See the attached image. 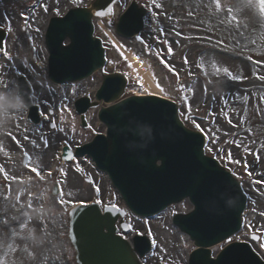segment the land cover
Returning a JSON list of instances; mask_svg holds the SVG:
<instances>
[{"label": "rangeland", "instance_id": "obj_1", "mask_svg": "<svg viewBox=\"0 0 264 264\" xmlns=\"http://www.w3.org/2000/svg\"><path fill=\"white\" fill-rule=\"evenodd\" d=\"M46 1L0 0V25L10 27H7L5 52L0 58L3 71L0 111L16 115L0 123V264H75L67 238L68 211L74 205L72 202L92 196L93 179L84 181V176L90 175L86 171L88 165H79L78 174L67 170L61 183L64 194L60 192L52 197L47 185L53 144L63 136L70 143L76 138L83 140V131L73 126L68 133H62L65 130L62 125L69 124L64 121L56 128L58 133L47 134L50 130L46 125L35 128L24 122L22 112L13 104L12 83L20 74L31 85L32 100L45 99V94L48 95L47 106H54L58 97L66 103L68 98L83 92L76 87L53 86L45 76L44 64L39 65L42 70L34 66L40 54H36L37 48H42L39 31L46 17L51 10L61 12L67 5L66 0L58 3L52 0L51 4ZM130 1L118 0L113 6L114 15ZM136 1L149 13L138 41L116 37L102 21L100 35L109 48L106 71L118 70L131 75L133 68L124 54H140L162 94L180 103V115L194 116L188 123L199 125L197 128L205 133L206 152L240 179L247 196L244 225L238 238L249 240L250 234H257L259 239L251 244L264 258L262 0H219L220 5H216V0ZM34 3L38 6L31 12L29 6ZM23 15L26 20H21ZM22 24L26 27L24 31ZM103 30L112 34L109 36ZM225 68L241 79H231ZM92 81L96 83L89 90L99 82V77L95 76ZM4 100L9 103L5 105ZM22 154L29 157L24 167L20 161ZM33 168L37 171H32ZM72 180L76 183L75 189ZM102 187L105 188L100 181ZM187 208L185 205L180 210ZM167 219L168 212L154 220L132 222L137 231L155 242L153 251L146 257L148 264L160 260L178 264L189 247L188 240L177 235Z\"/></svg>", "mask_w": 264, "mask_h": 264}, {"label": "water", "instance_id": "obj_2", "mask_svg": "<svg viewBox=\"0 0 264 264\" xmlns=\"http://www.w3.org/2000/svg\"><path fill=\"white\" fill-rule=\"evenodd\" d=\"M112 1L113 0H106L105 3H103L102 0H100V6L110 5ZM142 13V10L138 11V15L133 20V22H135L138 27L136 31L140 29V19ZM91 67L93 69L96 66L91 65ZM104 85L106 88L108 83L106 82ZM146 100L148 103H150V105H146L153 107L151 109L147 108V111H142L141 115H147V117L145 115L143 117L145 123L160 122L161 126H166L167 124L171 125L173 119L175 122H177L175 115L173 116V119L172 117H166V114H168L169 110L172 108L169 103L162 101L164 103L163 104L161 102H157V99L154 98H147ZM132 101L135 104L145 103V99L142 98L132 99ZM157 107H159L158 111ZM172 109L175 113V109ZM156 115L162 117V119L154 118ZM183 136L184 134L182 133V140L185 139ZM186 142V146H189V148L179 151L178 156L184 152H190L193 156H195L192 161L194 160V162H196L199 159V156H197V154H199V145L190 143L187 138ZM231 195V191L228 190L222 202L219 203L221 204L220 206L225 204L226 200ZM234 199L236 200V204H240L237 201V191L234 193ZM230 204H233V202L230 201ZM91 208V206H79L71 212L69 238L76 250L77 264H139L134 252L129 247V245L114 235L112 227L110 225L108 226L107 224L108 221L106 217L101 218L98 217L97 214L93 216ZM214 210L216 209L214 208ZM106 224L107 226H104ZM103 227H107L109 231L103 232Z\"/></svg>", "mask_w": 264, "mask_h": 264}, {"label": "bare ground", "instance_id": "obj_3", "mask_svg": "<svg viewBox=\"0 0 264 264\" xmlns=\"http://www.w3.org/2000/svg\"><path fill=\"white\" fill-rule=\"evenodd\" d=\"M106 33L110 36V32ZM127 58H129L132 62V71L138 74L143 75L145 83H146V90L148 91V93H153L155 95H163L157 88V86L154 85V79L152 77V75H148V74H144L143 71L141 70V68L139 67L138 63H134L131 56L128 54ZM3 74V71L0 69V75Z\"/></svg>", "mask_w": 264, "mask_h": 264}, {"label": "snow or ice", "instance_id": "obj_4", "mask_svg": "<svg viewBox=\"0 0 264 264\" xmlns=\"http://www.w3.org/2000/svg\"><path fill=\"white\" fill-rule=\"evenodd\" d=\"M245 2H247V0H245ZM216 5H220V4H219V0H216ZM157 7H159V5H157ZM261 10L264 11V0H262V2H261ZM231 11H232V9L229 8V9H228V12H231ZM258 24H259V23H258ZM245 27H246V25H245ZM169 51H171L170 48H169ZM224 71H225V73H227L228 76L231 77V79H233V80H239V79H241V77L233 76V75L231 74V72H229V70H228L227 68H225ZM4 87L7 88L8 85L5 84ZM3 103H4L5 105H7V104L9 103V101L4 100ZM196 127H199V125H196ZM45 145H46V141H45ZM32 171H37V169H36V168H33ZM5 223H7V222L5 221ZM262 246H264V245H262Z\"/></svg>", "mask_w": 264, "mask_h": 264}, {"label": "clouds", "instance_id": "obj_5", "mask_svg": "<svg viewBox=\"0 0 264 264\" xmlns=\"http://www.w3.org/2000/svg\"><path fill=\"white\" fill-rule=\"evenodd\" d=\"M3 93H0V95H2ZM19 107L26 112L27 110V105L24 103L23 99H21L20 101V105ZM18 115V114H17ZM16 115H12L10 112L8 111H0V123L6 122L10 117L11 118H15Z\"/></svg>", "mask_w": 264, "mask_h": 264}, {"label": "flooded vegetation", "instance_id": "obj_6", "mask_svg": "<svg viewBox=\"0 0 264 264\" xmlns=\"http://www.w3.org/2000/svg\"><path fill=\"white\" fill-rule=\"evenodd\" d=\"M92 125H93V126L95 125V120H94V119L92 120Z\"/></svg>", "mask_w": 264, "mask_h": 264}]
</instances>
